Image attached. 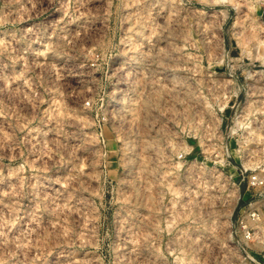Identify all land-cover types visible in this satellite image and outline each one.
<instances>
[{
  "label": "rangeland",
  "instance_id": "1",
  "mask_svg": "<svg viewBox=\"0 0 264 264\" xmlns=\"http://www.w3.org/2000/svg\"><path fill=\"white\" fill-rule=\"evenodd\" d=\"M0 264H264V0H0Z\"/></svg>",
  "mask_w": 264,
  "mask_h": 264
}]
</instances>
